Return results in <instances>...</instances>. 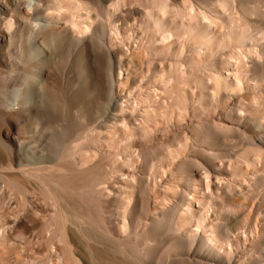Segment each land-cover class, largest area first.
I'll list each match as a JSON object with an SVG mask.
<instances>
[{"label": "bare ground", "instance_id": "bare-ground-1", "mask_svg": "<svg viewBox=\"0 0 264 264\" xmlns=\"http://www.w3.org/2000/svg\"><path fill=\"white\" fill-rule=\"evenodd\" d=\"M4 262L264 264V0H0Z\"/></svg>", "mask_w": 264, "mask_h": 264}, {"label": "rangeland", "instance_id": "rangeland-1", "mask_svg": "<svg viewBox=\"0 0 264 264\" xmlns=\"http://www.w3.org/2000/svg\"><path fill=\"white\" fill-rule=\"evenodd\" d=\"M242 237H244V236H242ZM1 264H7V263L4 262V263H1Z\"/></svg>", "mask_w": 264, "mask_h": 264}]
</instances>
